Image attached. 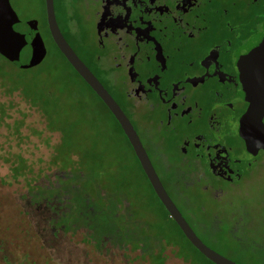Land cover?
Here are the masks:
<instances>
[{"label":"rangeland","instance_id":"obj_1","mask_svg":"<svg viewBox=\"0 0 264 264\" xmlns=\"http://www.w3.org/2000/svg\"><path fill=\"white\" fill-rule=\"evenodd\" d=\"M9 2L19 19L37 20L46 52L26 67L2 57L0 73L22 79L32 91L40 84L59 90L54 99L81 128L79 150L92 148L77 166H67L63 155L57 161L51 149L58 133L45 128L40 112L16 90L7 93L0 84V249L16 257L27 253L36 264H159L163 260L164 264H207L163 213L105 108L52 46L44 32L42 0ZM65 7L61 1V13ZM76 98L82 104L81 115ZM262 159L241 184L243 191L211 202L217 222L200 215L206 223L195 224L205 243L241 264H264ZM66 172L75 176L78 187H63H67ZM48 190L53 193L42 195ZM86 202L91 206L85 208ZM223 213L231 214L225 220ZM153 248L158 249L156 254Z\"/></svg>","mask_w":264,"mask_h":264},{"label":"flooded vegetation","instance_id":"obj_2","mask_svg":"<svg viewBox=\"0 0 264 264\" xmlns=\"http://www.w3.org/2000/svg\"><path fill=\"white\" fill-rule=\"evenodd\" d=\"M52 4L62 36L127 117L164 190L205 243L190 206L207 208L215 217L211 202L243 191L241 184L264 157L260 148L247 150L238 133L247 102L235 63L237 49L264 23V0ZM42 13L46 25L43 0ZM10 254L0 249V264H36L27 253Z\"/></svg>","mask_w":264,"mask_h":264},{"label":"water","instance_id":"obj_3","mask_svg":"<svg viewBox=\"0 0 264 264\" xmlns=\"http://www.w3.org/2000/svg\"><path fill=\"white\" fill-rule=\"evenodd\" d=\"M44 1L45 20L49 36L68 64L100 98L118 122L153 192L176 223L184 237L204 257L214 264H241L206 245L191 229L161 185L132 125L114 99L96 79L94 74L75 54L62 36L53 12L52 0ZM11 45V49L6 46ZM46 52L35 18L21 20L9 0H0V54L19 67L40 60ZM19 53L28 55L21 58ZM32 59V60H31ZM30 60V61H28ZM34 63V62H33ZM235 63L241 81L240 95L247 102L238 119V133L251 152L264 150V23L236 51Z\"/></svg>","mask_w":264,"mask_h":264},{"label":"trees","instance_id":"obj_4","mask_svg":"<svg viewBox=\"0 0 264 264\" xmlns=\"http://www.w3.org/2000/svg\"><path fill=\"white\" fill-rule=\"evenodd\" d=\"M44 32L48 36V38H49L52 46L58 51V53L61 55V57L65 60V58L63 57V55L59 52V50L56 48V46L54 45L53 41L51 40V38L49 36V33L47 31L45 22H44ZM2 57L3 56H1L0 59ZM65 62L71 68V70L77 76H79L73 70V68L68 64V62L66 60H65ZM0 84H2L4 86V88L7 91V93L13 92V91L16 90L17 93L19 94V96L27 103L28 106L30 105L33 108H35L38 112H40V114L43 116V119L45 121L44 122L45 128L49 132H57L58 133V140L53 144L52 149H51V153H53V157L55 159H57V161H58V157L60 155L66 156L65 161L67 162V166L73 167V164L75 166H77L78 164H80L81 156L84 157L86 155V152L89 149H91L92 147H89L88 149H85V146H84L83 149L79 150V147H78V144H77V140L80 139V133L79 132H80L81 128L79 130L73 124V123H76V121H74V119L69 118L65 114V110H64L65 108L61 105L60 101H58L57 99H54L55 96H57V94L60 93L59 90H54L53 91V90H50L49 88H46L44 85H41L40 84V85L37 86V89L36 90H33L32 91L31 88H29L24 82H22V79H18L17 78V80H15L9 73H3V72L0 73ZM85 85L89 88V86L86 83H85ZM93 94L95 96V93L94 92H93ZM97 100H98V98H97ZM74 103L76 104V108H77L78 113L80 115L83 114V110L81 108L82 104H80L79 99L76 98L74 100ZM103 107L105 108L104 105H103ZM105 110L107 111L106 108H105ZM107 113L109 114V116L111 118H113L108 111H107ZM117 129H118L119 133L121 134V136L124 138L123 133L120 130V128L118 127V125H117ZM76 144H77V148H75L76 147ZM63 156H60V157L63 158ZM55 159L51 158V162H55V163H57L59 165V163ZM134 160H135V163L137 165V168H138L141 176L143 177V179H144L147 187L149 188L150 192L154 195V197L156 198L159 206L163 210V213L165 214V216L167 218L170 219V221L173 223V225L175 226V228L177 229V231L180 233V235L182 236V238L184 239V241L187 242V244L191 247L192 250H194V252L196 254H198L202 259L206 260L208 262L207 264H214L210 260H208L206 257H204L199 251H197L190 244V242L184 237V235L182 234V232L180 231V229L174 223V221L172 220V218L170 216H168V213L163 208V206L161 205V203L159 202V200L157 199V197L153 193L152 189L148 185V182H147V180H146V178H145V176H144V174H143V172H142V170H141V168H140V166L137 163V161H136L135 158H134ZM64 175L65 176L63 177V179L65 178V180L67 182V187L64 184L63 185L64 188L69 189V188L78 187L79 184H78V182H76L75 176H71L70 173H68V172H66V174H64ZM52 193H53V191H49L48 190L47 193L42 194V195H48V194H52ZM115 193L116 192H113L112 194L114 195ZM112 194L110 193V197L112 196ZM85 196H86V193L85 192L82 193V196H81L80 200L83 201L85 199ZM76 202H78V201H76ZM88 204L89 203L86 202L85 208L87 206H89V205L91 206V204H89V205ZM76 208H79L81 210V208L78 207V206H75V209ZM189 212H191V214L193 213V215H192L193 216L192 221H193L194 225L196 223L203 224V225L206 223V221H204V222L201 221V219L199 218L200 215H207V217L209 218V220H213V222H217V216L213 217L210 214V212H209V210L207 208H199V206H197V205H192V206H190V211ZM211 213H213V212L211 211ZM115 215H116V213H115ZM224 218L225 217L222 214V219H224ZM197 219H199L200 221H198ZM226 219H227V217L225 218V220ZM160 239L161 238L159 237L158 240H160ZM115 243H116L117 246H120L121 245V243H117V242H115ZM179 248H181V247L179 246ZM153 250H156V249L153 248ZM177 251H178V248H177ZM157 252H158V249H157Z\"/></svg>","mask_w":264,"mask_h":264}]
</instances>
